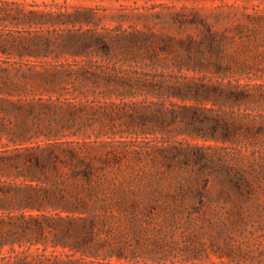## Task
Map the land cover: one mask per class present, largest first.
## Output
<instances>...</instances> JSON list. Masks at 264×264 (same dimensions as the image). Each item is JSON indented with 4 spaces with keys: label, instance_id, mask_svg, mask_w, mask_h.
I'll list each match as a JSON object with an SVG mask.
<instances>
[{
    "label": "rangeland",
    "instance_id": "rangeland-1",
    "mask_svg": "<svg viewBox=\"0 0 264 264\" xmlns=\"http://www.w3.org/2000/svg\"><path fill=\"white\" fill-rule=\"evenodd\" d=\"M141 32L174 37L161 56L185 73L245 91L225 109L249 127L226 142L181 133L91 142L100 199L76 213L91 247L6 243L0 264H264V0H0V144L68 111L62 72L98 58L99 45L73 54L84 41L109 42L119 52L111 63L129 52L144 64L147 47L133 44ZM196 58L202 70L187 71Z\"/></svg>",
    "mask_w": 264,
    "mask_h": 264
},
{
    "label": "trees",
    "instance_id": "trees-1",
    "mask_svg": "<svg viewBox=\"0 0 264 264\" xmlns=\"http://www.w3.org/2000/svg\"><path fill=\"white\" fill-rule=\"evenodd\" d=\"M135 38L134 46L142 42L150 53L144 64L129 52L120 65L111 63L106 56L119 52L109 42L84 41L73 54L89 56L87 49L99 45L91 53L98 58L76 62L62 72L66 77L61 94H74L60 100L68 111L52 112L47 123H37L45 130L33 135H27L25 127L13 137L14 146L0 144L1 247L10 243L15 251L14 243L24 240L52 242L74 253L91 247L83 243L85 236L76 224V219H87L76 213H90L102 189L99 166L84 150L91 142L106 144L107 138L117 135L160 141L177 133L226 142L249 127L235 111L225 109L228 100L248 99L245 91L213 83L205 75L191 76L183 71L182 60L175 64L166 60L161 55L168 52L174 37L141 32ZM194 63L187 71L200 72L202 67L196 66L203 61L196 58ZM14 107L22 109V105ZM5 128L0 123V130Z\"/></svg>",
    "mask_w": 264,
    "mask_h": 264
}]
</instances>
